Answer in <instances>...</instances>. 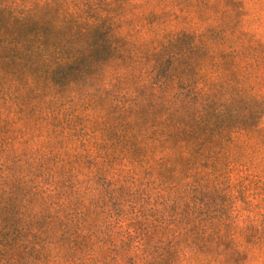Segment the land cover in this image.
Listing matches in <instances>:
<instances>
[{
    "label": "trees",
    "instance_id": "16d2710c",
    "mask_svg": "<svg viewBox=\"0 0 264 264\" xmlns=\"http://www.w3.org/2000/svg\"><path fill=\"white\" fill-rule=\"evenodd\" d=\"M0 264H264V21L0 0Z\"/></svg>",
    "mask_w": 264,
    "mask_h": 264
},
{
    "label": "rangeland",
    "instance_id": "374dc122",
    "mask_svg": "<svg viewBox=\"0 0 264 264\" xmlns=\"http://www.w3.org/2000/svg\"><path fill=\"white\" fill-rule=\"evenodd\" d=\"M75 9L84 17L105 19L120 11L132 0H70ZM180 3L185 0H177ZM198 6H211L213 11L221 13L227 25L252 29L264 21L263 0H186ZM239 178L233 177L236 182Z\"/></svg>",
    "mask_w": 264,
    "mask_h": 264
}]
</instances>
